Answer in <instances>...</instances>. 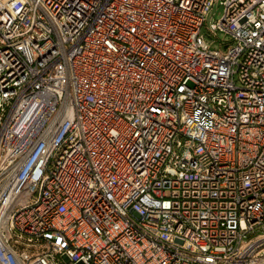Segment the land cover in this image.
I'll return each mask as SVG.
<instances>
[{"label": "built area", "instance_id": "obj_1", "mask_svg": "<svg viewBox=\"0 0 264 264\" xmlns=\"http://www.w3.org/2000/svg\"><path fill=\"white\" fill-rule=\"evenodd\" d=\"M0 0V264H264V0Z\"/></svg>", "mask_w": 264, "mask_h": 264}, {"label": "rangeland", "instance_id": "obj_2", "mask_svg": "<svg viewBox=\"0 0 264 264\" xmlns=\"http://www.w3.org/2000/svg\"><path fill=\"white\" fill-rule=\"evenodd\" d=\"M222 12H223V6L221 5L220 0H215V2L212 5V11L209 13L207 17L205 26L201 29V34L210 47L218 48L221 43L223 44L229 41L228 37H226L225 34L219 31L215 32L214 34L208 31L209 23L218 20Z\"/></svg>", "mask_w": 264, "mask_h": 264}]
</instances>
